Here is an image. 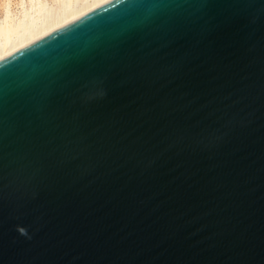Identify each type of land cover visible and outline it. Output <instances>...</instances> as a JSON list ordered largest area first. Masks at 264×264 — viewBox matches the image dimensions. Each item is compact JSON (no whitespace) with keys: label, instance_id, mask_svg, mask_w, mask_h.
<instances>
[{"label":"water","instance_id":"obj_1","mask_svg":"<svg viewBox=\"0 0 264 264\" xmlns=\"http://www.w3.org/2000/svg\"><path fill=\"white\" fill-rule=\"evenodd\" d=\"M0 264H264V0H112L0 59Z\"/></svg>","mask_w":264,"mask_h":264},{"label":"bare ground","instance_id":"obj_2","mask_svg":"<svg viewBox=\"0 0 264 264\" xmlns=\"http://www.w3.org/2000/svg\"><path fill=\"white\" fill-rule=\"evenodd\" d=\"M112 0H0V59Z\"/></svg>","mask_w":264,"mask_h":264},{"label":"clouds","instance_id":"obj_3","mask_svg":"<svg viewBox=\"0 0 264 264\" xmlns=\"http://www.w3.org/2000/svg\"><path fill=\"white\" fill-rule=\"evenodd\" d=\"M18 231H20V232H21V235H25V236H27V235H28V233H27L25 230L18 229Z\"/></svg>","mask_w":264,"mask_h":264}]
</instances>
